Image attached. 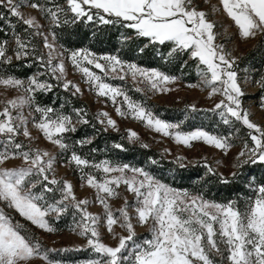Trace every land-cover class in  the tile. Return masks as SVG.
I'll return each instance as SVG.
<instances>
[{
  "label": "snow or ice",
  "instance_id": "snow-or-ice-1",
  "mask_svg": "<svg viewBox=\"0 0 264 264\" xmlns=\"http://www.w3.org/2000/svg\"><path fill=\"white\" fill-rule=\"evenodd\" d=\"M49 2L51 6L39 0H0V8L6 10V14H0V20L6 21L10 29V35L0 41V87L19 93L14 98L0 100V203L48 234L60 231L57 222L71 215L69 230L85 240L75 250H87L93 257L82 264H264V175L257 179L250 171L260 168L264 172V126L253 122L252 112L243 105L246 95L243 85L252 79L251 70L244 68L241 75L239 57L233 56L224 43H217L218 23L211 19L216 6L212 5L211 12H206L198 10L194 0ZM220 4L241 38H264V0H220ZM24 8L36 10L47 23H41L37 16H26ZM68 25L123 29L122 43L140 41L141 53L150 45L164 46L167 62L179 60L187 64L185 57L193 61L200 80L198 85L189 87L210 89V99L217 94L223 97L207 111L219 117L225 131L211 133L198 128L185 132L181 123L158 118L144 103L133 100L104 77L112 75L113 79L123 81L130 76L137 84L145 85L135 89L145 95L148 91H172L170 85L176 83L177 77L125 62L116 55H97L86 47H65L60 31ZM261 49L264 50V39ZM69 63L98 97H107L114 105L117 97L123 98L115 107L118 116L131 115L178 145L192 148L195 142H202L227 157L235 147V140L240 139L242 129L246 130L240 150L225 165L230 169L227 176L213 167L207 157L203 158V167L210 178L222 185L242 182L253 193L244 201L243 208L236 200L220 203L206 199L202 191L174 188L143 167L109 160L95 163L78 154V148L83 149L92 140L69 143V134L77 132V125L91 123L87 111L74 107V121L73 115L64 111L65 104L57 109L42 105L37 99L38 94L50 93L56 87L71 97L83 95L80 85L67 79ZM18 64L29 68L35 65L38 70L21 78L15 71ZM256 83L264 90V73ZM257 99L258 107L264 109V94ZM25 108L29 109L35 128L59 149L58 153L42 150L33 143L35 138L28 128ZM190 111L198 109L193 104ZM94 119L104 126V132L119 131L108 112H99ZM20 136L28 143L19 140ZM127 139L148 148L134 130L128 131ZM115 148L122 149L123 145L115 144ZM69 152V163L75 164L82 173L81 180H86L87 186L95 190V200L102 205L103 216L90 212V201L78 199L73 185L56 177L58 159ZM185 159L177 156L174 163L184 168ZM17 160L18 165L8 166ZM157 163L150 159V164ZM216 164L220 165L221 161ZM85 169L94 171L85 173ZM121 185L134 199L129 202L127 196L123 197V206L114 210L109 199L120 196L117 190ZM134 220L140 226H147L149 238H136ZM117 225L126 235L115 231ZM102 228L111 235L113 244L105 242ZM53 251L56 250L47 248L34 232L19 222L14 223L0 209V264H62L50 256Z\"/></svg>",
  "mask_w": 264,
  "mask_h": 264
},
{
  "label": "rangeland",
  "instance_id": "rangeland-1",
  "mask_svg": "<svg viewBox=\"0 0 264 264\" xmlns=\"http://www.w3.org/2000/svg\"><path fill=\"white\" fill-rule=\"evenodd\" d=\"M47 0H39L40 3H46ZM60 0H55V2L59 3ZM195 6H197L198 10H203L206 12H211V6L215 5L217 8L216 13L211 15V19L215 20L218 23V27L216 32L219 34L217 43H224L226 49L229 50L233 56L239 57L238 66L241 69V75H243L242 69L248 68L252 72V79L243 85L244 91L246 95L243 98V105L245 108L250 109L252 112L251 119L253 122L258 123L264 126V109L258 107V97L264 94V90H262L259 85L256 83V80L259 79V76L256 75V69L250 63L253 57L260 58L262 57L264 61V50L261 49V36H257L251 39H243L238 34V29L234 25V22L227 16V14L222 10V5L220 4V0H208L206 3L205 0H194ZM51 6V5H50ZM22 11L26 16H37L41 23H47L43 20L40 13H38L34 9L24 8ZM219 25H222L219 26ZM99 55V54H97ZM102 55H110V54H102ZM124 61V60H123ZM128 62V61H125ZM134 63V62H130ZM136 64V63H135ZM138 65V64H137ZM140 66V65H139ZM67 67V79L72 80L73 82L80 85L83 95L76 96L80 101L84 103L82 107L88 113V119L98 124L99 127L103 129V125H100L94 117L99 112H108L109 116L117 122V126L119 131H115L109 129L107 132H113L117 134H121L124 138L134 146H140V143H131L128 139V131L134 130L140 136V140L143 143L148 145L146 149L155 150L161 158L171 161L174 163L175 158L177 156L186 157L183 163L187 166H203V158L207 157L208 161L212 164L213 167L218 168L220 172H223L226 176L229 174L230 169L226 167L228 163L233 160V157L237 154L241 147V139L246 136V130H242L240 133V139L235 140V147L231 150L230 154L227 157H223L219 150L207 146L202 142H195L192 148L184 147L183 145H178L175 141L170 137H165L162 134L156 133L155 131L149 129L145 122L135 120L128 115L126 118H122L117 115L115 111V107L120 105L123 101L122 97H117V104L114 105L112 100L107 97H98L94 91L89 90V86L84 83L81 74L73 69L70 63ZM92 67V66H89ZM142 68H148L144 66H140ZM151 69V68H149ZM157 69V68H155ZM98 75L103 76L98 69L92 68ZM159 70V69H158ZM161 71V70H160ZM167 74V73H166ZM171 75V74H170ZM177 77L176 83L170 85L172 91L166 93H153L148 91L145 95L143 92H137L136 87L144 88L145 85L137 84L135 81L131 79V77H126L125 80L121 81L119 79H113L112 75L108 77H104L105 81L112 84L115 87H119L123 89L127 94L135 101L142 102L145 104L147 108H149L154 115L158 118L163 119L169 123H181V130L188 132L193 131L198 128L209 131L211 133H221L225 131V128L218 126L219 117L214 115L212 112L207 111L214 107L215 103L219 102L223 97L219 94L213 96L211 99L208 96L210 89L202 90L200 87H189V85H198L200 78L197 80L185 81L180 76L174 75ZM61 88V87H56ZM62 89V88H61ZM63 90V89H62ZM19 93L16 90L9 89L4 90L0 87V100L14 98ZM195 105L198 111L191 112V105ZM124 109L126 110V105H124ZM67 114L73 115V120L75 121V115L72 112V109L66 112ZM34 114V112H33ZM24 116L29 121L28 128L31 133V136L35 138L33 143L40 147L42 150H47L53 154L59 152V149L46 141L43 138L42 133L39 132L37 128H35L32 122V116L29 114V109H24ZM211 126H203L210 125ZM79 125H77L78 127ZM24 143H28V140L23 136L18 138ZM0 150H2V145H0ZM70 153L65 154L63 157L58 159V162L55 165L56 169V177L60 180H67L69 183L73 185V190L78 199L86 198L90 201L89 211L93 214L104 215L103 207L96 200V192L94 189L87 186L86 180H81V171L75 166L74 163H69ZM221 161L220 165L216 164V161ZM20 163L19 160L10 162L8 166L18 165ZM176 164V163H174ZM134 167H143L147 171H150L153 175L157 176L155 172L152 171L149 165H137V164H129ZM178 165V164H176ZM179 166V165H178ZM89 171H94L90 169H85V173ZM98 176L100 173H96ZM158 177V176H157ZM159 178V177H158ZM163 181V180H162ZM165 182V181H163ZM167 183V182H165ZM172 186L170 183H167ZM174 187V186H172ZM177 188V187H174ZM181 189V188H177ZM120 193V196L117 198L109 199V203L112 205L113 209L119 208L123 206V197L127 196L129 202L133 201V196L130 193H127L125 187L121 185V187L117 190ZM50 196V194H49ZM206 198V197H205ZM208 199V198H206ZM211 200V199H209ZM0 209H3L4 212L10 215L13 219V222H19L25 228H28L32 232H34L43 242V244L50 249H55L50 253V256L54 259L62 261V264H82V262L93 258L92 254L88 252L87 257L83 258H66L68 252L62 251L64 248L72 249L71 251H76L75 249L78 247H82L85 244L84 238L78 236L75 232L69 230V226L72 224V217L70 220L66 222H62L60 220L57 222L56 226L60 229V231L56 233H44L41 230L37 229L34 225H31L29 221H26L23 217L19 215L14 209L8 208L6 205L0 203ZM136 224V221H133ZM115 231L117 233L125 234L119 226H114ZM136 233L137 239L142 240L149 238L150 234L148 232L147 226H140L136 224ZM102 237L106 243L113 244L114 240L111 235L106 232V229H101ZM85 251V250H80ZM39 264V262H37Z\"/></svg>",
  "mask_w": 264,
  "mask_h": 264
},
{
  "label": "trees",
  "instance_id": "trees-1",
  "mask_svg": "<svg viewBox=\"0 0 264 264\" xmlns=\"http://www.w3.org/2000/svg\"><path fill=\"white\" fill-rule=\"evenodd\" d=\"M45 2L48 3V6L51 5L49 0ZM0 14H6V10L0 8ZM10 19L15 22L14 18ZM122 31L124 30H118L114 27L82 26L78 28L74 25H68L65 30L60 31V35L61 42L65 44V47H86L99 55H116L124 61L134 62L148 68H157L167 74L178 75L185 81L193 82L199 77L197 75L196 64L187 57H185L188 60L187 64L179 60H173L169 63L166 60L167 48L164 46L153 47L150 45L141 53L139 48L143 47V43L140 41L122 43L120 37ZM9 35L10 29L7 22L0 20V41ZM250 63L256 69V75L259 76L261 73H264V61L262 57L261 59L253 57ZM37 70L38 68L35 65L29 68L19 64L15 69L16 74L21 78L30 76L37 72ZM37 99L42 105L52 106L57 109L60 108L61 104H65V112L74 107L82 108L84 106L82 101L76 97H71L70 93H65L61 88H54L47 94H38ZM93 124L96 126L93 127ZM216 124L222 128L226 127L220 123ZM203 126H211V124ZM77 129V132L69 134V143L85 138L91 139V144L86 145L83 149L78 148V154L88 158L91 162L99 163L103 160H109L118 164H147L161 180L170 183L174 187L188 189L192 192L202 191L206 198L220 203L236 200L241 208H243L247 197L253 195L242 182H237L236 185H222L215 178H210L202 165L181 168L173 162L161 158L155 150L131 145L121 134L104 132L93 121L89 125H79ZM115 144H121L123 148L117 149L115 148ZM93 149L95 151H92ZM150 159H155L158 163L152 165L150 164ZM250 171L251 175L257 177V179L264 175V172L260 168H251ZM245 175H247V172ZM70 218L71 215H66L61 220L67 223ZM88 252L87 250L69 251L66 258L87 257L89 256Z\"/></svg>",
  "mask_w": 264,
  "mask_h": 264
}]
</instances>
